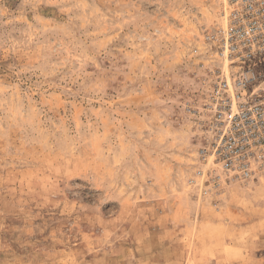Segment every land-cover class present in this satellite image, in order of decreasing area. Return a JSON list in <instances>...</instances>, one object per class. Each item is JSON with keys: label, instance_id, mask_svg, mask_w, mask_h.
I'll return each mask as SVG.
<instances>
[{"label": "rangeland", "instance_id": "rangeland-1", "mask_svg": "<svg viewBox=\"0 0 264 264\" xmlns=\"http://www.w3.org/2000/svg\"><path fill=\"white\" fill-rule=\"evenodd\" d=\"M226 5L0 0V264H264V175H198Z\"/></svg>", "mask_w": 264, "mask_h": 264}, {"label": "built area", "instance_id": "built-area-1", "mask_svg": "<svg viewBox=\"0 0 264 264\" xmlns=\"http://www.w3.org/2000/svg\"><path fill=\"white\" fill-rule=\"evenodd\" d=\"M218 63L202 104L211 188L264 175V0H227L222 22L203 31Z\"/></svg>", "mask_w": 264, "mask_h": 264}]
</instances>
